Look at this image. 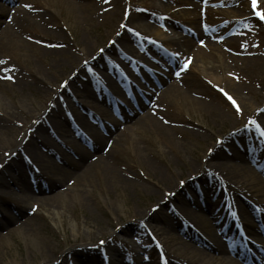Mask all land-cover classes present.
I'll return each instance as SVG.
<instances>
[{
	"label": "rangeland",
	"instance_id": "obj_1",
	"mask_svg": "<svg viewBox=\"0 0 264 264\" xmlns=\"http://www.w3.org/2000/svg\"><path fill=\"white\" fill-rule=\"evenodd\" d=\"M208 1L86 0L95 8L82 16L70 0H0V97L6 108L0 110V137L2 133L14 135L15 141L23 138L22 145L9 155L0 148V264H195L197 258L184 252L183 243L234 264L235 256L232 262L224 252L226 240L217 220L206 210L200 214L212 219L217 235L213 242L223 253L202 246L190 230L176 229L175 247L162 241L167 224L174 222V207L185 199L201 201L205 176H211L206 166L217 169V160L212 158L216 153L230 154L229 150L237 148L235 153L246 155L244 163L264 182V137L250 124L255 119L264 126V23L254 18L248 0H219L211 5ZM258 2L264 15V0ZM26 4L36 17L20 26L17 35L3 36L11 18L8 10L26 8ZM196 5L202 9H194ZM208 9L213 11L207 14ZM190 26L195 34L204 32L217 42V51L223 54L221 65L218 61L205 65L210 74L228 80L223 87L206 77L197 58L184 54L186 41L197 48L199 35H192ZM181 71H185L184 94L165 95L160 113L153 116L163 127L145 121L129 131L130 122L145 115H138L144 104L168 88L172 78L164 84L166 76L178 77ZM231 83L237 90L229 88ZM80 85H86L89 96L79 90ZM190 100L196 101V107ZM84 101L91 111L102 110L106 117L84 116L88 111L83 110ZM197 102L209 109L199 112ZM40 110V118L33 119ZM54 111L57 117L60 111L68 119L67 141L50 129ZM79 113L86 119L85 127L76 119ZM91 128L114 137L115 148L109 157L114 173L102 181L95 172L81 197L74 194L59 199L68 195L69 178L60 182L40 161L48 158L60 163L61 159L45 148L44 130L48 129L53 144L72 164L81 157V150L91 153L92 159L98 156L94 144L99 140L90 137ZM235 153L228 161L238 164ZM69 163L62 164L78 172ZM216 177L215 188L223 190L222 178ZM54 181L60 184L50 189ZM24 184L32 188L30 194ZM226 192L236 197L239 218L249 223L250 236L264 250V237L255 231L264 229V219L253 217V206L245 197L233 189ZM51 198H55L56 209H62L58 215L46 202ZM189 209L196 211L192 204ZM246 259L241 263L255 261Z\"/></svg>",
	"mask_w": 264,
	"mask_h": 264
},
{
	"label": "bare ground",
	"instance_id": "obj_2",
	"mask_svg": "<svg viewBox=\"0 0 264 264\" xmlns=\"http://www.w3.org/2000/svg\"><path fill=\"white\" fill-rule=\"evenodd\" d=\"M88 1V0H87ZM212 1H219V0H209L207 4L211 5ZM181 3V1H179ZM70 3L73 5L74 8H77L79 10V12L81 13V15L83 16L84 14L88 13L90 10H93L95 8V4L92 5V3L90 2H86V0H70ZM117 3L114 2V4ZM113 3H111L112 5ZM189 7H192L190 4H188ZM202 6L196 5L194 7V9L199 8ZM109 8V4L105 5V9L107 10ZM1 11H5V9L2 8ZM11 13V18L10 21L8 23V27L7 29L3 32V36H8L11 37L13 35H17L19 32V28L20 26H22L24 23L29 22L31 19H33V17L35 18L37 14L31 12L29 9L24 8V7H18L16 9H11L8 10ZM211 11H213L212 9H208L206 10L207 14H209ZM112 12L109 11L110 14ZM188 29H190L192 31V35L194 36H198V41L196 42V46L197 48H195L193 46L192 41H186L184 43V54L186 55H190L193 56L195 58L198 59V61H200V64L202 66V70L205 73L206 77L209 78V80H211L212 82H215V85L218 87H223L225 85V81H228L226 78L219 76V75H214V74H210L207 71V66L205 65L206 63L209 64H213L215 63V61H218V63L221 62L220 60L223 59L221 52L218 50L217 51V42L215 40H210L209 38H207L206 36H204V32H201L197 35V33L195 34V31L193 30V27L190 26L188 27ZM189 30V31H190ZM204 36L205 39H203L202 37ZM196 38V40H197ZM201 41H203L204 43H201ZM206 45L205 49L208 47L209 48V52L204 51L205 49H202L201 47H203L202 45ZM127 45V44H126ZM219 58V59H218ZM186 66H189L188 64H186ZM185 71H181L179 73V75H177L178 77H176L175 74H171V75H167L166 79L164 80V84L166 82V80L169 78H172V81L170 83V85L168 86V88H166L165 90H161L158 91L157 94H155V98L152 102H146L145 105V109L143 111H139V114H143L145 112V115L136 120V121H131L130 123H133L132 125L128 126L129 131L132 129H135L136 126H138V124L142 123V122H148L149 124H154L156 125V127L162 128L163 126H160L159 123L157 122V119H155V117H153L154 115L159 114L160 112V104L162 103L163 97L165 95H170L172 92H177L178 94L182 93L181 89L183 87V80L184 78L183 75ZM211 76V77H210ZM107 80H109V78H105V82L108 84ZM103 83V82H102ZM112 83V82H111ZM110 83V84H111ZM110 84H108L110 86ZM161 84H163V82H161ZM182 84V85H181ZM231 87V88H230ZM79 90L84 91L87 95L89 96V90L86 87V85H80L79 86ZM109 88V87H108ZM110 88H112L110 86ZM229 88L234 90H237L235 86L231 84H229ZM221 89V88H219ZM76 91V92H80V91ZM113 90V89H112ZM226 91V90H225ZM227 92V91H226ZM113 94H116V92L114 91ZM119 94V93H118ZM229 94V93H228ZM74 95H78L77 93H75ZM230 95V94H229ZM185 97L187 98V95L185 93ZM119 100V98H118ZM238 101V100H237ZM116 102V101H115ZM195 100H190L189 103H192L194 105V107H196L195 105ZM197 106L199 110V112H203L206 108L209 109V107L204 103L203 106H205V108H201V104H199L197 102ZM36 106H39V104L37 103ZM87 106H90L86 101H84V107L83 110H88L86 111L87 113L83 112L82 114H84V116L90 115L92 117H95L97 119H102L103 116L106 117L105 112H103L102 110L96 109V111H91V109ZM240 106V105H239ZM200 107V108H199ZM71 108V106H70ZM5 105L0 97V110H5ZM196 109V108H194ZM33 110H36V108ZM33 110L31 109L29 113L32 114ZM42 110H40L37 113H34L33 119L38 120L40 118V116L43 114H41ZM198 112V113H199ZM60 111H58V117L57 114L55 113V111L50 115V122L52 127H50V129L52 128L54 130V132L59 135L58 137L61 139V137H63L65 140L68 139L70 136L67 134L69 133V124H68V119L66 120L65 118L63 119V115H60ZM87 114V115H86ZM49 116V115H48ZM63 119L62 121H59V118ZM45 118V117H44ZM76 119L79 120L81 122L82 125H84V127L86 126V119H84L83 116H81V114L79 113L78 116H76ZM137 118H134V120ZM32 127L29 126L28 128ZM49 129V128H48ZM48 129H43L46 132V138H44L43 143L46 144L44 145L45 148H48V151H51L52 155L53 153H58L60 159V163L59 162H52L50 161L48 158H42V160L40 159V161L43 162V164L47 165L48 168L53 172V174L55 176H58V179L61 181L65 180V177H68L67 179V183L70 186V189L68 192H66L68 195L65 196H61L58 197L59 199L64 198V197H70L73 196L74 194L79 195L80 197L82 196V192L83 190L87 189L89 186V182H90V176L91 174H95V172H98L101 175L102 181H105V177L108 175H111L112 173H114V169L111 167L110 162H109V157L113 151V149L115 148V141H113L112 139L114 138L113 136L108 138L105 135H102L100 133H98V131L94 128L90 129V133H91V138H97L99 140L98 143L94 144V151H96V155H98L95 159H92V155L91 153H86L83 150H81L82 152H80L81 157L78 159L77 162H72V164H70L69 162L71 161L68 157V155L62 151H59L58 145H54L53 144V139L51 138V136L49 135ZM114 129V128H113ZM80 130V129H79ZM77 131V130H72L73 133L75 134H81V131ZM77 131V132H75ZM97 131V132H96ZM48 132V133H47ZM109 133L111 135L114 134L113 131H109ZM123 135V134H122ZM0 137V148L3 147V152H6L7 155H9L10 151H15L17 146H21L22 145V141L23 138H20L18 141H15V137L14 135H5L1 133ZM119 139V138H118ZM112 140V142L110 141ZM67 141V140H66ZM107 144H104L106 143ZM55 142V141H54ZM38 144V143H37ZM103 144L105 146H103ZM51 145V146H50ZM105 147V148H104ZM245 151H247L246 147H243ZM103 149V150H102ZM232 156H234L233 152H237V148H233L232 151L229 150ZM225 152V151H224ZM229 153L225 152V153H216V155H213L212 158L217 160V163H215L214 167L217 169L222 170V172H220L219 170L216 172L217 169H214L211 166H206L208 168V171H210V174H206L205 177H208V180L205 182L206 183V188H205V192L206 194H204L205 192H202V197H201V201L198 202L197 200L194 199V201L191 202L188 200H183L180 201L178 205H176L174 207L175 210V219L173 223H169L167 224V228H168V233L165 232V234L167 233V235H164V237H162V241L164 243V245H167L169 243H171L174 247L177 245V238H175L174 233L177 232L176 229L179 230V232H185V231H191L193 234V237L198 239L199 242L202 241V246H206V248L208 250H212L213 252H218V253H223V249L221 250L220 246L215 245V243L213 242V240H217V235H215L213 232H215L213 230V227L211 225V221L210 219H205L203 217L202 214H200V212L204 211H208L210 213V215H212L213 220H217L218 222V226H220V230L223 231L224 234H233L234 235V239L239 235V239H238V244L237 242H233V245L235 247V250L237 252L243 253L244 251L248 250V248L243 249L244 245L246 244L244 242V238L245 236L242 235L243 232V226L247 225L248 222L245 220L244 218V222L242 220H236L233 221L232 218L230 217V215L228 214L229 210V205L234 204L235 209L237 210V213H240L241 211V207L239 204H237L236 202V197H231L229 192H226L228 189H233V191L235 193L238 194V196H243L245 197L250 204H252V206H254V211H255V216L261 219H264V210H260L259 206H255L259 205V203H261V205H264V182L263 181H259L258 179V174L256 173V171L254 169H252L250 166H248V164H245V157L242 156L241 154H236L237 156L235 157V159H237L239 161L238 164H233V162L228 161L229 160ZM41 158V154H38ZM141 155V154H140ZM230 155V156H231ZM55 156V155H53ZM43 157V156H42ZM56 158V157H55ZM70 160V161H69ZM146 163H150V161L146 160ZM62 163H69L70 166H73L74 170H78V172H71L69 171ZM113 175V174H112ZM216 175H218V177L220 176V178H222L223 183H224V187L223 190L220 189H216L215 188V183L218 182L216 181L214 178H217ZM63 176V177H62ZM105 176V177H103ZM192 176V175H191ZM193 180H195V176H193ZM192 181V180H191ZM189 181V182H191ZM188 182V184H189ZM261 182V183H260ZM60 183H58L57 181H54L52 183L51 186H49L50 189H53L55 186L59 185ZM210 184V185H209ZM61 186V185H60ZM178 187V185L176 186V188ZM66 188V187H65ZM31 189L29 186H27L26 184H24V190L27 192V194L31 193ZM44 190V189H42ZM40 190V191H42ZM19 192H21V189L18 190ZM177 191H179V188H177ZM253 193H255V195H253ZM70 195V196H69ZM263 197V198H261ZM30 199H33L31 197H28ZM200 198V196H199ZM46 202L53 207V212H55L57 215L59 214L60 211H62V209L60 208L59 210L56 209V205L55 203V198H51L46 200ZM193 205L196 207V211H191L189 209L190 205ZM264 207V206H263ZM231 209V207H230ZM223 216V219L219 221V217ZM187 228V229H186ZM216 230V228H215ZM162 231V229H161ZM155 233V232H154ZM163 233V232H162ZM156 234V233H155ZM164 234V233H163ZM227 235H224L227 236ZM254 239V238H253ZM214 240V241H215ZM249 243V247L251 250L250 255H253V248L255 246V244L247 239L246 240ZM255 241V239H254ZM214 244H213V243ZM185 246H181V248L184 250V252L187 253H191L192 255H194L197 259H195V264H229V262L227 261V259H216L214 258L208 251H203L201 249H198L197 247H194L191 244L188 243H183ZM261 247V246H260ZM256 248L258 250H260L259 247L256 246ZM192 250V251H191ZM222 251V252H221ZM260 252L263 253L264 252L260 250ZM41 255H45L44 251H42ZM188 257V255H187ZM263 258V257H262ZM234 260V259H232ZM255 263L254 264H264V259H260V258H255ZM234 264H240L236 263V261H234ZM242 264V263H241Z\"/></svg>",
	"mask_w": 264,
	"mask_h": 264
},
{
	"label": "snow or ice",
	"instance_id": "obj_3",
	"mask_svg": "<svg viewBox=\"0 0 264 264\" xmlns=\"http://www.w3.org/2000/svg\"><path fill=\"white\" fill-rule=\"evenodd\" d=\"M256 4H257V0H251V6L253 9L256 8ZM25 7L31 8V5L26 4ZM255 15L259 16L261 19H264V15H262L260 12H256ZM136 35H139V33H136ZM201 43H203V41H201ZM101 51H103V50H101ZM0 63H2V61H0ZM85 64L87 65V61H85ZM89 70L93 71L92 69H89ZM177 75H179V73H177ZM219 90L228 98V100H230L232 102L233 105H236V101L223 88H221ZM237 108H238V106H237ZM250 124L254 127L255 131H258L260 133L261 137H264V126H261V124L258 121H256L255 119L250 120ZM218 142H221V141H218ZM209 151H211V149ZM5 155H7V153ZM165 264H166V261H165Z\"/></svg>",
	"mask_w": 264,
	"mask_h": 264
}]
</instances>
